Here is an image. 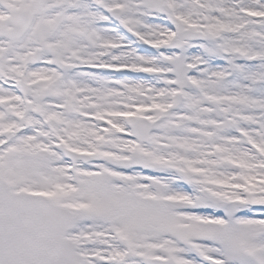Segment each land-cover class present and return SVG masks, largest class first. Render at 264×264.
I'll return each instance as SVG.
<instances>
[{
    "label": "snow or ice",
    "instance_id": "obj_1",
    "mask_svg": "<svg viewBox=\"0 0 264 264\" xmlns=\"http://www.w3.org/2000/svg\"><path fill=\"white\" fill-rule=\"evenodd\" d=\"M0 264H264V0H0Z\"/></svg>",
    "mask_w": 264,
    "mask_h": 264
}]
</instances>
